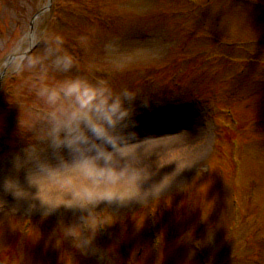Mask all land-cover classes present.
I'll list each match as a JSON object with an SVG mask.
<instances>
[{
  "label": "rangeland",
  "instance_id": "obj_1",
  "mask_svg": "<svg viewBox=\"0 0 264 264\" xmlns=\"http://www.w3.org/2000/svg\"><path fill=\"white\" fill-rule=\"evenodd\" d=\"M47 1L0 0V264H264V0H51L42 11ZM35 32L62 35L82 67L141 93L125 151L146 175L94 207L103 260L64 239L61 226L87 210L41 208L87 205L97 192L81 189L96 181L55 171L32 183L38 162L16 166L30 115L46 111L34 73L11 68L13 48ZM41 158L58 163L47 148Z\"/></svg>",
  "mask_w": 264,
  "mask_h": 264
},
{
  "label": "clouds",
  "instance_id": "obj_2",
  "mask_svg": "<svg viewBox=\"0 0 264 264\" xmlns=\"http://www.w3.org/2000/svg\"><path fill=\"white\" fill-rule=\"evenodd\" d=\"M64 45L65 38L60 34L35 32L12 50V70L19 74L34 73L32 88L46 108L41 116L30 115L31 141L23 150V160L17 158L16 166L23 168L29 162H38V171L30 174L31 182L34 178H47L55 171L76 172L96 181L81 189L97 192L95 196L84 197L87 205L79 201L57 204L50 198L47 202L41 200V208L44 215L61 206L87 210V215H80L78 222L61 226L64 239H70L81 253L97 254L103 260L108 253L95 245L96 234L103 226L90 222L96 213L94 207L102 201L120 200L104 194L111 186L128 183L138 186L146 175L135 149L125 151L133 146L130 144L135 137L133 116L141 93L128 86H115L109 76L97 75L94 64L82 67L78 57ZM111 47L106 45L108 49ZM73 68L79 74L63 79L49 75L53 70L67 74ZM140 102L147 105V100ZM46 148L58 161L55 167L41 158ZM12 185L10 188L8 182L7 188L17 196L24 194V189Z\"/></svg>",
  "mask_w": 264,
  "mask_h": 264
}]
</instances>
